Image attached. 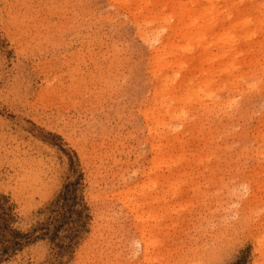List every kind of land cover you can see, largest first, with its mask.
Here are the masks:
<instances>
[{"label":"rangeland","instance_id":"rangeland-1","mask_svg":"<svg viewBox=\"0 0 264 264\" xmlns=\"http://www.w3.org/2000/svg\"><path fill=\"white\" fill-rule=\"evenodd\" d=\"M186 1L0 0V264H264V69L230 84L264 39V0H235L204 41L227 54L210 85L192 44L177 74L200 87L184 114L164 113L178 132L149 133L158 81L137 23L171 41ZM74 181L83 226L50 212Z\"/></svg>","mask_w":264,"mask_h":264},{"label":"bare ground","instance_id":"bare-ground-1","mask_svg":"<svg viewBox=\"0 0 264 264\" xmlns=\"http://www.w3.org/2000/svg\"><path fill=\"white\" fill-rule=\"evenodd\" d=\"M201 1L202 0H190L188 2L186 1L188 4L186 2L184 4L179 3V6H182L180 8L179 17L176 18V24L171 30V41L160 43L157 46L153 45L152 42V40L157 39V36L152 35V33H149L148 31L141 30L140 24L137 23V27L139 29L138 33L140 37L147 41L151 48V72L154 78L158 81V85L154 86L153 88V107L149 109L146 108V110L143 112V116L145 117L144 119L147 123L149 122L147 124L149 133H152L158 127H162V129H164L163 131L173 130L174 132H178V129L175 130L171 122L165 118L167 114L164 113H168V116L170 118H177L185 113L184 108L187 106V103L193 101V95L191 94L193 90L191 88L194 85L199 86V82H197L196 79L187 78V76L182 78L181 75L178 76L177 73H179L183 68H188V58H186V54L192 53L194 48L192 44L194 42L202 43L198 45L200 47V51L198 54H200V57L203 58V60H205L209 65L208 69L206 70L208 72L207 80L203 81L207 85L215 82V79H213V74L211 72V67L214 64L215 60L227 57L226 53L221 52H216L212 57H208V55L211 53V47L215 43L212 46H209L206 42L204 43V41L210 42L211 39L216 36L214 30L219 20L227 22V20L231 19V17L233 16L232 14H234L238 10V4L235 2V0H230V5H228L227 9H225L227 11L225 17L220 19L219 11L217 10V7L219 5L218 0H209V6H204L202 9L200 6ZM196 4L199 6L198 8L194 7V5ZM252 8L259 14H263L261 9L257 7V4H255ZM207 10H209L210 14H212V17L205 20L204 17ZM148 12H150V10ZM221 12L223 11L221 10ZM173 14L174 12L171 11L167 16L174 17ZM167 16H165L164 19H166ZM252 19L254 18H244L242 19V23L247 26V28H249L250 20ZM146 23L149 22L143 21V24ZM206 32H208V34ZM232 34L233 32H227L222 37V39L225 38V36L227 38L229 37V40L227 41V51H232L237 45L235 37L234 35L232 36ZM246 37L247 39H250L251 35L246 34ZM222 39L218 40L217 42L223 41ZM239 54L242 53H234L232 61L236 62ZM263 57L264 39L259 42V45L256 48L255 52L249 55L248 62L249 64H251L250 70H247L246 72L242 71L238 74L232 75L230 84H237L244 77L253 75L256 70L264 69ZM236 66L237 65L235 64L231 65L230 67L232 69H236ZM168 67H170L171 69L176 68L173 70V74L168 73ZM199 71H202V69L200 68ZM177 83H179V85ZM176 84L178 85L177 88ZM169 87L172 88L169 89ZM179 91L180 95H177V92ZM214 95L210 96V98L217 105L220 99L213 98ZM232 102L233 101L229 102V104H232ZM161 115L163 116V118H160ZM260 136L264 139V131L261 132ZM158 137L159 139L163 138V135H159ZM151 146L153 147L152 149H154L157 145L153 144ZM259 153L264 157V148L261 149ZM157 159L155 158L154 162H156Z\"/></svg>","mask_w":264,"mask_h":264},{"label":"trees","instance_id":"trees-1","mask_svg":"<svg viewBox=\"0 0 264 264\" xmlns=\"http://www.w3.org/2000/svg\"><path fill=\"white\" fill-rule=\"evenodd\" d=\"M78 181L69 182L64 185L63 190L58 194L57 198L54 202L51 203V213H55L61 219L69 220L73 215H76V218L72 221H76L77 223L82 221L84 218L88 219V214H84V210H87V207L79 201V197L77 195V187ZM78 206L79 208H75ZM84 222L78 224L77 226H83ZM58 228H56V231ZM73 233H71V239L76 237L80 232L77 228H71ZM47 232L42 235H46ZM55 235V233H54ZM57 235V234H56ZM15 244H19V242H15Z\"/></svg>","mask_w":264,"mask_h":264}]
</instances>
